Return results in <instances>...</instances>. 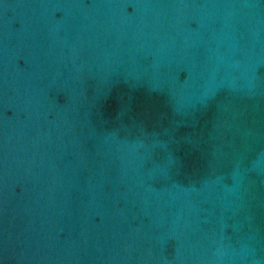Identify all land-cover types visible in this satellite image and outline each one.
Wrapping results in <instances>:
<instances>
[{
    "label": "water",
    "instance_id": "1",
    "mask_svg": "<svg viewBox=\"0 0 264 264\" xmlns=\"http://www.w3.org/2000/svg\"><path fill=\"white\" fill-rule=\"evenodd\" d=\"M0 264H264V0H0Z\"/></svg>",
    "mask_w": 264,
    "mask_h": 264
}]
</instances>
